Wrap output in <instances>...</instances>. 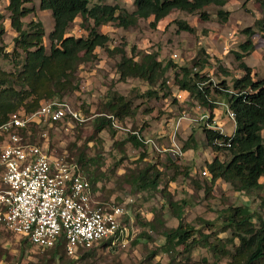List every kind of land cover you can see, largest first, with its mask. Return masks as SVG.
<instances>
[{
	"label": "rangeland",
	"instance_id": "obj_1",
	"mask_svg": "<svg viewBox=\"0 0 264 264\" xmlns=\"http://www.w3.org/2000/svg\"><path fill=\"white\" fill-rule=\"evenodd\" d=\"M8 3L9 0H0V47L12 52L18 32L11 26ZM97 4L118 5L129 12L136 9L135 0H90V7ZM26 5L35 11L24 18L25 28L32 20L42 21L46 31L44 44L49 53V35L54 29L52 11L40 9V0H28ZM220 10L227 11V16L219 15ZM205 11L208 19L201 18L199 13L174 10L156 26L152 24L154 17L141 18L129 28L113 22L100 26L99 30L110 36V42L98 47L95 57L80 63L72 80L79 88L56 97L80 109L86 120L66 119L52 125L42 121L31 126L24 136V140L42 144L50 152L77 160L92 182L97 199L128 203L129 235L116 244L80 249L78 258L70 257L65 250L61 257L54 258L51 250L34 246L23 235L0 225V264L231 263L225 252L233 250L234 230L223 222L227 209L247 207L258 226L259 218L264 219V177L261 178L263 188L250 192L239 191L222 179L211 185L209 174L203 173L206 163L215 155L228 161L231 153L214 151L205 135L207 123L190 120L199 118L208 109L195 96L180 89L176 75L181 78V69L186 67L195 80H198L195 73L210 78L213 83L210 99L217 105L215 115L224 131L232 133L233 122L227 119L222 105L226 100L216 86L223 81L232 85L244 75L235 52L241 51L240 45L248 38L244 33L247 27L256 29L255 50L243 60L252 67L255 79L264 78V33L256 26L262 17V5L260 0H230L224 6L210 5ZM179 21L187 22L194 31L180 30ZM93 25V19L83 20L79 16L68 28L67 35L86 37ZM118 49H124L136 60L146 53H156L165 65L175 66L154 84L134 76L122 80L118 70L122 53ZM25 57L22 50L9 58L0 54V70L17 75L23 69ZM120 95L131 101L135 112L134 116L122 119V124L145 136L159 137L164 146H169L179 118H189L181 121L177 131L185 154L175 157L168 152L157 153L145 145L135 146L127 140L126 132L118 131L112 124L99 129V118L94 115L110 113L109 104ZM151 165L160 170L157 186L146 185V180L139 177ZM210 187L212 195L207 197ZM180 221L197 230L200 241L195 246L175 245L166 240L165 234ZM234 241L239 243L238 238ZM213 244L220 245L224 251L217 252Z\"/></svg>",
	"mask_w": 264,
	"mask_h": 264
},
{
	"label": "trees",
	"instance_id": "obj_2",
	"mask_svg": "<svg viewBox=\"0 0 264 264\" xmlns=\"http://www.w3.org/2000/svg\"><path fill=\"white\" fill-rule=\"evenodd\" d=\"M229 1L135 0L136 9L129 12L125 8L111 4H97L90 7V0H40V9L51 10L54 18V29L49 35L51 49L48 53L44 44L46 31L42 21L32 20L29 27L25 28L24 18L32 14L35 8L26 5L28 0H9L7 9L10 12L11 26L18 32V35L14 40V51L6 52L3 47H0V54L9 58L16 56L19 50H22L26 53V57L23 69L17 75L0 70V122L5 121L13 112L19 110L34 112L44 101L59 99L56 97H62L65 91L78 89L79 86L73 85L72 80L80 63L95 57L96 49L107 46L111 40L109 35L99 30L103 24L113 22L119 27L129 28L135 26L141 18L154 17L152 24L156 26L174 10L199 13L201 18L208 19L209 14L205 8L210 5L224 6ZM260 2L262 17L256 21V26L260 32L264 33V0ZM227 14V11H219V15L227 16ZM79 16L83 20H94V25L88 30V36L67 35L68 28ZM179 28L188 32L194 31V28L185 21H179ZM244 33L248 38L240 45L241 51L235 52L241 68L245 71L244 75L235 79L232 85L223 81L221 85L216 86V90H220L226 103L236 113L237 126L230 140V146L216 142L219 140L228 143L230 136L207 125L204 129L207 141L214 151L228 150L231 158L223 161L215 155L212 161L206 163L204 171L209 172L211 185L222 179L239 191L250 192L263 188L261 178L264 177V137L262 135L264 130V78L255 79L252 67L243 60L255 50L253 36L256 34V29L247 27ZM118 50L122 53V60L118 64L122 80L134 76L154 84L170 67L175 66L173 63L165 65L158 59L156 53H146L140 60H136L134 56L127 55L124 49ZM181 70L182 77L179 78L176 75L180 89L195 96L201 105L208 109L205 111L209 112L208 120L212 122L216 116L214 110L217 107L216 103L210 99L213 83L210 78L199 73H195L198 80L193 79L191 71L186 67ZM206 81L209 83L205 84ZM16 85L21 88H16ZM109 109L110 114H114L121 121L126 116L135 115L131 101L123 95L114 97L113 102L109 104ZM98 118L99 129L112 124L111 120L106 117L98 116ZM37 124L32 123L29 129L22 130L21 133L26 136L31 126ZM128 136L127 140L135 146L148 147L136 135L128 133ZM68 159L79 163L70 157ZM152 171L155 173L151 174ZM159 176L160 170L155 165L139 173V177L146 180V185L149 186H157ZM211 195L212 187L207 189V197ZM172 203L171 199L170 204ZM227 213L223 222L226 227L234 230L233 250L225 252L231 258L230 264H264V219L259 218V225H255L254 215L247 207L241 206H230ZM196 234L197 230L194 227L180 221L179 225L167 232L165 236L168 242H174L175 245L183 244L185 247H191L195 246L198 240L200 241ZM24 237L34 245L27 236ZM235 238H238L239 243H235ZM100 244L112 245L111 240ZM213 247L217 252L224 251L218 244H213ZM46 249L52 251L54 258L61 257V253L65 250L64 241L61 240L54 247ZM78 257L79 252L73 258Z\"/></svg>",
	"mask_w": 264,
	"mask_h": 264
},
{
	"label": "built area",
	"instance_id": "obj_3",
	"mask_svg": "<svg viewBox=\"0 0 264 264\" xmlns=\"http://www.w3.org/2000/svg\"><path fill=\"white\" fill-rule=\"evenodd\" d=\"M222 105L227 119L234 125L230 134L224 131L217 116L212 122L208 120V111L190 120L204 121L208 127L230 136L228 143L216 141L230 146L237 126L236 113L228 103ZM97 116L110 119L118 131L136 135L152 151L168 152L175 157L185 154L177 131L181 121L189 119L186 116L179 118L169 146L161 144L159 137L145 136L124 126L114 114L94 115ZM66 119L86 120L82 111L69 101L49 99L34 112L19 110L0 122V225L27 236L42 249L54 247L63 240L67 255L76 257L81 248L89 249L107 240L116 244L128 236L131 229L127 223L128 203L97 199L93 184L79 163L68 159L67 155L50 152L42 144L24 140L21 133L32 123L45 121L52 125ZM203 173L209 174L207 170Z\"/></svg>",
	"mask_w": 264,
	"mask_h": 264
},
{
	"label": "crops",
	"instance_id": "obj_4",
	"mask_svg": "<svg viewBox=\"0 0 264 264\" xmlns=\"http://www.w3.org/2000/svg\"><path fill=\"white\" fill-rule=\"evenodd\" d=\"M248 64V63H247ZM250 66V65H249Z\"/></svg>",
	"mask_w": 264,
	"mask_h": 264
}]
</instances>
